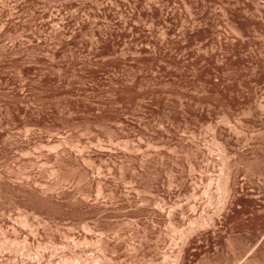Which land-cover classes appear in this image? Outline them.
<instances>
[{
    "label": "rangeland",
    "instance_id": "374dc122",
    "mask_svg": "<svg viewBox=\"0 0 264 264\" xmlns=\"http://www.w3.org/2000/svg\"><path fill=\"white\" fill-rule=\"evenodd\" d=\"M0 264H264V0H0Z\"/></svg>",
    "mask_w": 264,
    "mask_h": 264
}]
</instances>
